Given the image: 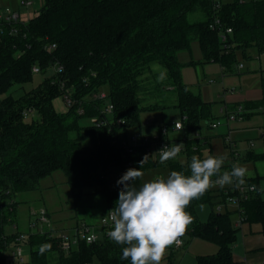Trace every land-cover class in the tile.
<instances>
[{
    "label": "trees",
    "instance_id": "1",
    "mask_svg": "<svg viewBox=\"0 0 264 264\" xmlns=\"http://www.w3.org/2000/svg\"><path fill=\"white\" fill-rule=\"evenodd\" d=\"M217 2L220 7L215 11L213 5ZM196 11L204 17L191 21L188 15ZM214 13L224 26L232 28L228 45L209 28ZM193 40L199 44L203 62H219L228 71L235 69L240 58L264 54V0H43L39 11L27 21H0V264H7L3 253L15 236V232L6 234L4 230L16 203L15 194L37 188L39 180L55 170L64 173L76 199L83 188L98 187L111 208L115 207L120 188L115 183L110 186V177L117 174L119 179L129 168L138 169L145 155L149 158L142 172L157 168L166 170L167 177L172 171L190 174L191 157H200L203 146L193 133L198 132L202 122L214 119L210 104L181 78V68L194 61L182 62L178 53L190 51ZM153 62L164 67L176 93V107L181 116H186L182 130L186 136L185 161L160 163L143 146L137 145L127 153L120 143L129 127L140 125L144 110L157 108L142 105L139 97V77ZM33 66L44 75L36 86L26 90L25 84L31 83L36 74ZM57 67L62 71H56ZM261 72L264 91V69ZM60 79L77 98L106 87L114 106L111 117H120L125 123L98 127L81 124L82 118L99 115L104 104L101 100L84 102L83 114L77 112V106L57 111L53 100L61 95ZM13 86L17 94L8 92ZM26 107L34 109L35 118H22ZM71 132H83L88 143L71 136ZM256 157L264 158V154ZM128 159L132 166L127 165ZM249 181L256 191L242 203L246 220L264 224V199L257 180ZM132 184L139 188L144 182L136 179ZM222 200V189L211 187L186 209L193 220L184 234L218 246L213 254L197 255L196 264H233L232 244L237 229L231 215L235 210L216 211L213 206ZM201 203L211 205L205 221L196 211ZM102 229L94 242L79 241L68 250L62 249L58 238L49 232H30L25 241L30 264H131L130 259H121L125 246L109 239L111 227ZM46 243L52 245L51 250L40 255L39 246ZM167 264L175 263L168 258Z\"/></svg>",
    "mask_w": 264,
    "mask_h": 264
},
{
    "label": "crops",
    "instance_id": "2",
    "mask_svg": "<svg viewBox=\"0 0 264 264\" xmlns=\"http://www.w3.org/2000/svg\"><path fill=\"white\" fill-rule=\"evenodd\" d=\"M21 1L22 0H0V8L8 6L19 13V18L21 21H27L29 18L34 16L39 11V9L43 4V0H37L39 1L38 4L32 8L31 5H34L35 0H30L31 4L28 6L21 4ZM198 48H199V53L196 54V57L199 54L201 56L199 59L196 58V60H194L192 58V59H185L184 61L182 60V62H186L189 60L194 61L193 64L185 65L181 68L182 81L183 83L189 85L190 88L191 87L194 88L195 89L194 92H198L201 98L210 104V112L212 113V117L214 119L217 118L220 119L222 117L225 118L226 111L235 110L239 107V105H242L244 110L242 111V113L238 114L239 117L233 121H230L229 123L225 122L223 125L224 126L223 130H221L222 143L225 146H228L224 142V136L226 133H228V131L233 142L232 146H228L230 150L227 152V154L224 153V156L227 157V159L225 160L221 170L229 169L230 167H232L234 163L245 167L247 169L246 172L247 178L252 181L257 180L256 183H258L260 197L264 199V158L256 157L257 154H264V91H262V87H261V74H262L261 60L259 59V61H257L255 59V56H253L250 59L240 58V61L238 63H243V67L239 68L236 65L233 71H228L219 62L216 61L203 62L202 53L199 44H198ZM245 60H247L248 62H246ZM248 73H250L251 75L256 74L258 76L257 81L253 82L252 84H248L246 82L245 85L240 86L239 88L235 86L228 87L229 84L233 85L238 81L240 82L241 80H244L245 79L244 76ZM201 81L205 85L207 84L208 85L207 86L202 85ZM211 84L216 85L215 89L209 88ZM209 96L216 97L217 101L208 98ZM215 104L217 106L215 109V111H217V114L212 112ZM155 121H153L155 123L154 125H148L147 127H145V130L146 129L151 131L156 130L158 128L156 124L160 123L157 121L163 122L164 120H157L155 118ZM133 127H137V125ZM196 132L197 131H195V133ZM198 132L202 138L200 142L203 143L200 158L204 159L208 155L215 156L213 154L212 146H211L212 136H210L209 134L207 135L203 134L201 132V127L199 128ZM181 136L182 133L179 132L178 135L172 134L171 138H175L179 140ZM257 143H259V145H257ZM206 147H208L207 148L208 150L206 149ZM235 152L237 153V155L234 157ZM232 158H234L233 164H231ZM117 180H118V175L116 174L114 176L115 184H117L116 183ZM110 208L111 207L108 206V209ZM198 210L199 209L197 206L196 207L197 215H198ZM231 217L233 220V226L237 229L236 239L232 244L233 264H240L243 258H245L249 264H264V224H262V222L259 220L249 219L244 221L241 225L236 226L235 224L237 219L236 213L234 216L231 215ZM49 218H51L50 215ZM75 218L76 219H74L73 222L66 223L65 225H62L60 223L58 224L56 220L53 219L52 221L50 219V225L48 228L50 229V231L60 230L67 232V231H72L74 227L81 222L87 223L85 220L81 219L78 216L77 217L75 216ZM201 221H205V220L201 219ZM96 223L97 222H95L94 224H90V223L87 224L92 226V228L95 229V231H97L99 235H101L103 229L102 227H99V225H97L98 223L97 224ZM185 236H187L190 239V243H191L190 246H192L194 240L197 237H191L187 234H183V241ZM237 236H239V239ZM206 241L209 242V240ZM185 243L186 242H184V244ZM196 245L198 246V248H206L199 250L197 255L213 254L217 251L218 248V246L215 245L214 247L206 246L201 242H197ZM171 253H173L172 245L166 250L164 258L161 262L164 263L165 261V263L167 264L168 260L166 258L170 255L168 258L172 259V262L177 264L174 261V257L172 258Z\"/></svg>",
    "mask_w": 264,
    "mask_h": 264
},
{
    "label": "clouds",
    "instance_id": "3",
    "mask_svg": "<svg viewBox=\"0 0 264 264\" xmlns=\"http://www.w3.org/2000/svg\"><path fill=\"white\" fill-rule=\"evenodd\" d=\"M164 79L165 73L161 72L157 80L163 82ZM183 128L184 124L177 119L174 130L181 132ZM183 147V143L163 147L158 151L160 163L175 159ZM148 158L145 155L138 169L129 168L116 181L123 187L115 207L106 216L111 221L109 239L125 246L121 259H130L131 264H161L166 250L192 223L193 218L186 211L191 202L216 185H244L247 172L245 167L235 163L231 171H221L225 156L208 155L201 159L193 155L189 175L172 171L167 178L158 177L136 188L132 181L143 178L141 169ZM213 176L217 179L213 180ZM51 247L50 243L40 245L39 254L43 255Z\"/></svg>",
    "mask_w": 264,
    "mask_h": 264
},
{
    "label": "rangeland",
    "instance_id": "4",
    "mask_svg": "<svg viewBox=\"0 0 264 264\" xmlns=\"http://www.w3.org/2000/svg\"><path fill=\"white\" fill-rule=\"evenodd\" d=\"M36 1V3H35ZM34 5H31L33 8L38 4L39 1L35 0ZM220 2H226L231 0H218ZM39 7V6H38ZM189 19L191 21L202 19L204 15L201 12H194L190 13L188 15ZM199 53V48L197 41L193 40L191 42V49L190 51H181L178 53V58L180 61H184L185 59H194L200 58L201 56L198 54L196 57V54ZM257 61L258 58H255ZM261 65L264 64V54L260 56ZM248 62L247 60H245ZM51 72V70L48 71V74ZM161 72L165 73V79L163 82H158L157 77L160 75ZM43 73H36L33 76V80L31 83L25 84V89L28 90L32 86H36V84L41 81L43 77ZM244 80H241L240 82H236L233 85H228V87H237L245 85L247 82L248 84H252L253 82L257 81L258 76L256 74L251 75L250 73L246 74ZM142 89L139 92V97L141 99V104L148 106V107H157L156 109H147L144 110L141 113V119L143 120H151L152 122L155 121V118L157 120H164L163 122L171 123L175 121L176 119H180L181 115L176 107V93L175 91L170 87L169 81L166 76V71L163 66H161L157 62L151 63L150 69L146 70L140 77ZM202 83V81H201ZM202 85H205L202 83ZM208 85V84H207ZM205 85V86H207ZM216 85L211 84L209 86L210 89H215ZM16 86L11 87V89L8 92L14 91ZM192 91H195L194 88H192ZM101 90L107 91L106 87H102ZM7 92V93H8ZM14 94H17L16 91H14ZM19 93L21 91H18ZM79 99H82V97H78ZM208 98L217 101V98L214 96H209ZM54 108L57 111H64L66 106L63 102V99L61 96H57L53 100ZM216 104L213 107V113L217 114ZM36 113H32L27 118L30 120L31 118H35ZM220 125H218L216 128H212L207 126L206 124H202L201 126V132L203 134H209L212 136L211 139V146L212 151L215 156H224V153L227 154V152L230 150L228 146H225L222 143V136H221V130H223V125L225 123L224 118H220ZM156 122V121H155ZM162 123V121H157ZM80 123L85 125L89 124L90 122L87 119H81ZM136 127H129L128 131L131 132ZM172 134L178 135L179 132L177 131H169V136L172 137ZM73 137L79 138V140L82 143H88L86 136L83 132H80L77 134L76 132H71L70 134ZM259 145V143H257ZM206 146V145H205ZM208 147H206L207 149ZM204 149V148H203ZM234 149V148H233ZM231 149V150H233ZM208 150V149H207ZM180 161H185V155L180 154L179 159ZM159 174H162V177L167 178V171L166 170H160L157 168H151L143 172V178L141 179L142 182H148L155 178H158ZM110 186L114 185V176H111L109 179ZM83 193L80 196L79 199H76L74 195L72 194L71 188L69 184L66 182V177L64 173L61 170H55L49 175H46L45 177H42L39 182L38 186L35 189L32 190H26V191H20L15 194V205L10 210L11 213L9 215L10 221H7L4 224V230L6 234H10L14 231H23L28 232L29 227L28 223L30 220H33L36 218V215L40 208H45L50 215V219L53 221L56 220L58 224L65 225L66 223L73 222L75 216L80 217L81 219L85 220L87 223L96 224L99 225V218L101 214H105L108 210V206L106 203V197L104 196L103 191L100 188H96L94 186L91 187H85L83 188ZM198 206V218L200 220H206L209 214V211L211 210V205L209 203H201ZM214 208V206H213ZM35 212V213H34ZM233 216L235 213L232 214ZM15 222L17 225V228H14L12 226L11 222ZM100 227V226H99ZM95 231V229H93ZM55 233H59V231H54ZM239 239V236H237ZM239 241V240H238ZM237 241V244H238ZM184 242H188L187 244ZM197 242H201L206 246L214 247L217 246L213 242H207L206 240H203L202 238H196L194 240V243L192 246H190V239L185 236L183 245L180 248H173V253H171L172 258L174 257V261L177 264H196V255L198 254V251L201 249L206 248H198L196 245ZM23 248V264H30V254H29V247L27 244H22ZM7 252H9L10 247H8ZM214 252V251H213ZM211 253V252H208ZM169 255V254H168ZM170 256V255H169ZM168 256V257H169ZM168 257L166 258L168 260ZM161 264H166L161 262Z\"/></svg>",
    "mask_w": 264,
    "mask_h": 264
},
{
    "label": "built area",
    "instance_id": "5",
    "mask_svg": "<svg viewBox=\"0 0 264 264\" xmlns=\"http://www.w3.org/2000/svg\"><path fill=\"white\" fill-rule=\"evenodd\" d=\"M21 4H24L26 6L31 4L30 0H22ZM220 7V3H214L213 9L216 11ZM0 21L8 22V23H20L21 20L19 18V13L8 7H2L0 8ZM209 28L212 30H216L218 33V37L222 43H225L228 45V37L230 33L232 32V28L229 26H224L220 18L214 13L213 18L209 22ZM11 31H16V28H12ZM261 54H255V58L260 59ZM237 66L239 68L243 67V63H238ZM262 69H264V64L261 65ZM32 71L34 73H39V67L38 66H33ZM56 71L61 72L62 70L60 67L56 68ZM59 86L61 88V97L63 99V102L65 106L68 107H73L77 106V112L79 114H83L85 109L83 107L84 102L90 101V100H101L104 101V104L102 108L100 109L99 115H93L87 118V120L90 122L89 124H92L96 127L106 125L109 123H117V124H124L125 120L118 117L116 119H113L111 117L112 112H113V103L109 101L108 98V93L107 91L99 89L98 91H93L92 93L84 96V98L79 99L75 96L72 95V90L68 86L66 87V83L63 81V79L59 80ZM242 105H239V107L235 110H230L226 111L224 121L226 123H229L230 121L235 120L236 118L239 117L238 114L242 113L243 111ZM34 113V109L31 107H26L22 110V118L24 120H27L30 114ZM185 120V116H181L179 121L183 124ZM121 121H124L123 123ZM174 123L173 121L171 125L166 122L162 123H157L156 126L158 128L156 130H145V127L148 125H154L155 123L152 122L151 120H143L139 126L136 127L133 131L123 135L121 137V144L126 147L127 153L132 152L135 146H143L147 152L151 153L153 157L159 159V153L158 151L161 150L165 146H171L172 144H180L183 143V140L186 139V136L182 134L181 138L179 140L175 138H171L169 136V131H176L174 130ZM221 121L220 119H213L211 121H205V124L208 125L209 127L215 128L218 125H220ZM178 132V131H177ZM182 133V131H181ZM194 136L197 137L199 140H201V135L199 132L194 133ZM224 142L228 146H232L233 142L232 139L228 133L225 134L224 136ZM184 144V143H183ZM193 148H196L193 146ZM181 153L185 155L184 153V147L181 150ZM180 153V154H181ZM179 154V155H180ZM179 155L175 159H179ZM237 155V153H234V157ZM160 160V159H159ZM234 163V158H232L231 164ZM127 165L132 166L133 162L131 159L127 160ZM213 180H216L217 177H212ZM255 185L253 182H250L247 176H245V184L244 185H226L224 187H220L219 185H216L214 187H218L222 189V192L224 194V200L216 202L214 205V209L216 211H223L225 208H232L235 210V213L237 215L236 219V226L241 225L244 221H246V212L242 206V203L249 199L256 191V186L255 188H252V186ZM117 188H121V185H117ZM14 201H10V205H13ZM113 209L110 208L107 210V212L99 218V226L100 227H111V221L108 219L107 214L108 212ZM35 213V212H34ZM12 226L14 228H17L16 223L13 221L11 222ZM50 225V218L47 213V210L45 208H40L36 218L33 220H30L28 223L29 231L28 232H23V231H14L15 236L13 239V244L10 245V250L5 252L7 256V264H23V248L22 244L25 243L26 238L28 237V233L30 232H39V233H44V232H49V235H55L58 240L60 247L62 249L68 250L71 248L73 245H76L79 241H85L87 243L94 242L98 237L99 233L97 231H94L92 226L85 222H81L78 225L74 227L72 231H60L59 233H55L54 231H50L48 228ZM183 245V235L178 238V241L173 243L172 247L173 248H178ZM240 264H249L245 258L242 259Z\"/></svg>",
    "mask_w": 264,
    "mask_h": 264
}]
</instances>
